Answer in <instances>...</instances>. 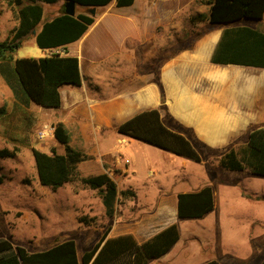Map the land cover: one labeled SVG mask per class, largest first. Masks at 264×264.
Masks as SVG:
<instances>
[{"label":"crops","instance_id":"crops-1","mask_svg":"<svg viewBox=\"0 0 264 264\" xmlns=\"http://www.w3.org/2000/svg\"><path fill=\"white\" fill-rule=\"evenodd\" d=\"M194 1L134 0L130 5L116 6L112 0L94 6V22L78 40L64 47L61 55L78 58L80 83L60 87L58 107L37 110L45 111L52 123L62 122L69 144L87 155L77 164L79 174L107 173L116 183L113 169L128 171V160L114 149L117 144L129 143L128 136L118 133L116 126L143 109L158 108L163 123L185 135L196 148L242 145L252 129L264 126V68L210 62L222 28L235 24L206 20L207 27L189 45L179 46L181 8ZM45 51L43 55H47ZM176 194L160 195L156 205L135 221L122 217L112 222L107 236L131 233L142 241L175 222ZM58 211L60 216L65 210ZM57 221L62 222V218ZM76 222V230L87 229L78 218ZM93 229L102 231L104 227ZM191 237L208 241L206 235L195 233ZM72 239L79 258L96 241L89 235L80 242ZM181 239L179 229L173 246L147 264H193L202 248L186 243L175 256L173 250Z\"/></svg>","mask_w":264,"mask_h":264},{"label":"rangeland","instance_id":"rangeland-1","mask_svg":"<svg viewBox=\"0 0 264 264\" xmlns=\"http://www.w3.org/2000/svg\"><path fill=\"white\" fill-rule=\"evenodd\" d=\"M204 1L195 0L189 7L181 8L177 31L180 47L189 45L192 38L207 27L206 19L191 21L198 13L207 14L208 5ZM251 1L257 6L260 0ZM40 3L43 20L64 11L61 0ZM77 11L88 12V9L77 5ZM230 24L264 26V14L258 19H239ZM17 25L18 6L12 0H0V41L9 40ZM34 34L30 32L19 39L13 57L43 55L34 41ZM39 108L42 106L29 100L22 91L20 94L18 89L10 88L0 74V150H15L12 156H0L1 238L29 251L44 249L64 236L77 238L80 242L89 235L97 241L109 224L122 217L135 221L152 209L162 194L174 196L177 192L211 185L214 207L208 214L200 218L174 215L182 235L173 250L174 255H180L187 243L189 247L202 248L201 254L193 258V264H201L209 257L221 264L259 263L264 255V175L253 174L247 168L227 170L219 166L218 156L231 145L225 149L199 145L201 160L195 161L128 137L129 143L117 144L114 148L128 160V171L122 173L118 168L113 171L118 191L129 189L131 193L118 194L116 211L108 217L97 190L77 178L56 189L39 182L32 147L63 151L61 145L54 144L51 136L38 139L36 132L44 123L54 124L48 121L45 111L37 110ZM59 208L65 210L60 216ZM82 215L93 218L86 224L85 231L76 230L79 225L76 220ZM60 217L62 222L59 223ZM96 226L104 229L94 230ZM195 233L208 236V241L202 243L200 237L189 238Z\"/></svg>","mask_w":264,"mask_h":264},{"label":"trees","instance_id":"trees-1","mask_svg":"<svg viewBox=\"0 0 264 264\" xmlns=\"http://www.w3.org/2000/svg\"><path fill=\"white\" fill-rule=\"evenodd\" d=\"M60 0H12L18 6V25L12 37L0 41V74L8 86L18 89L32 102L42 107L60 105V87L63 84H79L78 58L59 53L39 57H13V52L24 35L35 32L34 41L42 51L65 47L78 40L94 22L89 9L110 3L112 0H61L73 1L86 7L88 12H75L73 16L63 12L43 20L40 2L54 3ZM134 0H115L116 6H127ZM207 14L198 13L191 21L208 20L212 23H230L239 19H258L264 14V0L257 6L251 0H205ZM199 35V34H198ZM216 64H237L264 68V26L235 24L224 26L210 56ZM26 99V98H25ZM161 91V101L163 102ZM54 141L63 152L51 147L43 151L32 147L38 180L53 189L73 178L97 190L101 196L106 216L115 212L118 194L116 183L107 173L81 175L77 164L87 155L69 144V133L62 122L53 124ZM118 133L171 151L174 154L200 161L201 154L195 145L182 133L165 125L158 108L140 110L116 126ZM54 146V145H53ZM15 150L3 148L0 156H12ZM219 166L227 170H243L264 175V126L252 129L246 142L226 149L217 158ZM214 207L211 185L176 194L177 218H200ZM93 218L79 216L78 220L89 224ZM109 226L92 246L79 258L74 239H55L44 250L29 251L22 245H13L0 237V264H147L149 260L166 253L179 238V227L172 222L150 237L137 241L131 233L107 236ZM202 264H221L209 259ZM258 264H264V255Z\"/></svg>","mask_w":264,"mask_h":264},{"label":"built area","instance_id":"built-area-1","mask_svg":"<svg viewBox=\"0 0 264 264\" xmlns=\"http://www.w3.org/2000/svg\"><path fill=\"white\" fill-rule=\"evenodd\" d=\"M45 52H48L47 55L49 54H54L53 52L59 53L61 55L62 52H64L63 47H58V48H50L46 49ZM53 131H54V126L44 123L36 132V135L38 139H44L48 136H53Z\"/></svg>","mask_w":264,"mask_h":264},{"label":"water","instance_id":"water-1","mask_svg":"<svg viewBox=\"0 0 264 264\" xmlns=\"http://www.w3.org/2000/svg\"><path fill=\"white\" fill-rule=\"evenodd\" d=\"M89 11L91 12V14H93L94 13V7L90 8ZM63 13L73 16L75 14V2L66 1L64 3Z\"/></svg>","mask_w":264,"mask_h":264}]
</instances>
